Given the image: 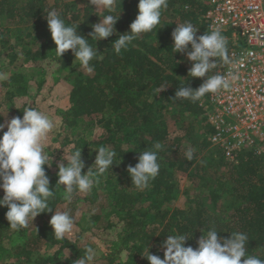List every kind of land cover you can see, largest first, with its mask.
I'll return each mask as SVG.
<instances>
[{
    "label": "trees",
    "instance_id": "16d2710c",
    "mask_svg": "<svg viewBox=\"0 0 264 264\" xmlns=\"http://www.w3.org/2000/svg\"><path fill=\"white\" fill-rule=\"evenodd\" d=\"M80 1L84 5L76 10V4L66 0H0V22H3L0 25V67L9 71L1 82L5 98L0 107L29 96L31 83L34 90L40 92L47 83L41 67L45 63L56 66L55 84L63 82L70 88L68 107L59 114L64 128L61 144L58 148H44L51 156V166H44L50 190L55 188L57 165L66 164L62 158L78 149L85 162L82 173L93 164L99 147L115 150L116 163L120 159L119 164H113L110 171L99 178V184L89 194L80 198L74 192L71 203L64 199V186L61 185V189L57 186L50 207L55 212L65 204L73 213L77 203L83 201L89 213L82 232L92 226L96 229L98 223L105 224L101 228L104 233L116 230L113 253L90 262L94 264H136L145 251L144 242L150 254L162 259L161 243L167 235L177 233L189 235L185 246L195 249L199 237L212 228L224 238L233 232L247 233V254L264 259V153L248 150L227 160L220 148L212 146L209 140L214 132L207 122L209 94L197 102L172 99L184 80V86L195 90L205 78L188 76L191 62L183 54L172 52L171 32L176 24L185 21H191L198 28L197 35L210 30L201 18L206 7L196 0H168V7L161 16L162 26L142 34L117 55L111 49L112 42L129 31V25L138 14V0H122L114 25L116 34L96 42L102 59H94L91 62L94 71L87 73L74 61L70 50L61 57L56 56L45 19L46 12L55 9L67 25L80 23L77 34L90 39L91 25L99 22L102 10H95L88 5V0ZM118 13L119 5L114 14ZM19 28L26 30L21 33ZM222 34L228 38L230 50L233 47L231 31H222ZM24 40L40 45L32 51L27 47L28 42L23 46ZM89 43L95 47L94 40L90 39ZM19 58L22 62L16 65ZM226 64L219 60L213 71L217 72ZM29 69H35L36 73L31 74ZM31 105L21 106L17 116L22 117L27 107L36 108L33 102ZM167 119L173 120V133L169 131ZM93 131L99 132L89 137ZM155 142L164 145L159 153V174L149 188L137 189L131 185L126 169L134 166L140 152L151 148ZM189 146L195 149L192 161L184 158ZM211 146L215 154L202 157ZM175 173L188 175L194 189L193 194L185 192L188 204L185 209L172 207ZM102 210L106 212L100 213ZM6 211V207L0 208V264H76L75 260L84 255V249L93 247L92 244L80 246L79 239L74 242L67 238L55 240L48 225L52 213L47 212L34 218L32 244L36 248L41 242L50 250L43 255L36 254L34 248H28L26 242L30 239L22 241L29 226L14 232L8 228ZM111 217L116 219V224ZM138 264H148V261L142 257Z\"/></svg>",
    "mask_w": 264,
    "mask_h": 264
},
{
    "label": "clouds",
    "instance_id": "9594fccd",
    "mask_svg": "<svg viewBox=\"0 0 264 264\" xmlns=\"http://www.w3.org/2000/svg\"><path fill=\"white\" fill-rule=\"evenodd\" d=\"M122 0H88V5L95 10L102 9L98 23L91 25L90 39L95 41V47L89 43L90 39L77 34L80 23L71 26L55 10L46 12L47 28L52 42L55 44V54L61 57L66 51H71L74 61H78L87 73L94 71L91 62L102 59L98 53L96 42L107 39L116 34L114 25L120 14ZM119 5L118 15L117 6ZM168 7V0H138V14L129 25V31L118 35L112 42L111 49L119 55L127 50L132 42L142 34L151 33L161 25L162 12ZM198 28L191 21L176 24L171 32L172 52L181 53L191 62L188 76L205 78L195 90L183 84L177 87L173 100H188L197 102L206 94H215L230 87V79H236L231 73L228 76L213 70L217 68L219 60L229 61L228 38L222 34L220 28L207 30L197 35ZM209 73H212L209 75ZM6 74H0V80L6 79ZM164 88V87H163ZM162 88V89H163ZM160 89V90H162ZM57 127V123L45 112L27 107L23 116H14L6 123H0V208L6 207L5 219L8 228L14 232L27 228L40 213L51 212L49 224L54 239L61 241L73 234L75 220L70 210L53 211L50 201L55 198L56 188L63 185L64 199L71 203L74 192L87 193L99 184L100 177L110 171L116 163V152L109 147H99L93 164L86 172L85 162L81 159V149L62 158L67 163L57 165V180L55 188L50 190V179L46 174L45 165L51 166V156L45 153L44 145L49 134ZM164 150L160 142L152 144L140 152L138 162L126 169L131 178V185L143 190L150 186L160 171L159 153ZM195 149L187 147L184 158L192 161ZM64 155V154H63ZM50 161V163H49ZM186 234H171L161 243L163 258L150 254L149 248L143 243V258L148 264H264V259L255 255H248L246 250L249 237L244 232H233L228 238L218 236V231L209 229L197 240V247L185 246ZM96 250L87 246L84 255L76 264H90L96 258ZM127 258V254H125ZM243 258V259H242Z\"/></svg>",
    "mask_w": 264,
    "mask_h": 264
},
{
    "label": "built area",
    "instance_id": "2783aa9c",
    "mask_svg": "<svg viewBox=\"0 0 264 264\" xmlns=\"http://www.w3.org/2000/svg\"><path fill=\"white\" fill-rule=\"evenodd\" d=\"M209 29L231 31L229 61L217 72L230 87L209 94V140L227 160L238 152L264 153V0H196ZM187 8V7H185Z\"/></svg>",
    "mask_w": 264,
    "mask_h": 264
},
{
    "label": "rangeland",
    "instance_id": "374dc122",
    "mask_svg": "<svg viewBox=\"0 0 264 264\" xmlns=\"http://www.w3.org/2000/svg\"><path fill=\"white\" fill-rule=\"evenodd\" d=\"M69 4H76V10L82 9L84 2L80 0H66ZM102 10V9H99ZM0 25H3V22H0ZM21 33H24L26 29L24 28H19ZM28 42V44H27ZM23 46L24 44H27L28 48L30 50L35 51L39 47V42H32L30 40H24L23 41ZM52 50L53 48L50 47ZM22 58H19L15 62V64H19L22 62ZM55 65H47L42 64L41 67L44 70V74L46 75L47 78V83L44 85V87L41 89L40 92H36L34 89L33 84L31 83V89H30V94L27 97L24 98H19L15 104L13 103H3L0 107V123H6L9 121L12 117L17 116L19 114V108L25 104L31 105V102L36 106V109L45 112L48 114L54 122L57 123V127L53 129V131L49 134L48 139L44 145V148H58L61 144V140L63 139L64 136V128L61 125V120L59 118V114L63 111H65L68 107V94H69V86L66 85L63 82H60L58 84H55L54 78L58 75L57 69L54 67ZM12 69V68H11ZM36 69V68H35ZM29 69L31 74H35L36 71ZM9 71H5L4 67H0V74H8ZM4 80V79H3ZM3 80H0V103L4 100V90L2 88L1 82ZM32 106V105H31ZM167 126L169 128V131L171 133L174 132L175 126L173 125V120H168L167 119ZM7 129H3L0 131V135L3 133V131H6ZM99 131H93L90 133V136H96ZM66 134V133H65ZM213 147L207 148L201 156H205L209 158L212 154H215V150L212 149ZM174 184H175V190L173 193V205L172 207H177L179 209H185L188 204H187V197L185 196V192H189L191 194L194 193V189H192V184L190 182V178L188 175H181L179 173H175L174 179L172 178ZM120 191V190H119ZM134 191V190H133ZM87 193H80L77 192L76 194L80 195V198L84 197L85 194ZM3 196V191L0 190V198ZM103 201V200H101ZM102 204V203H100ZM104 204V203H103ZM88 205L84 203L83 201H80L77 203V208L76 210L71 213L74 217L75 220V227L73 234L70 236H67L66 238L69 239L71 242H74L75 240L79 239L78 244L82 247L85 245H90L92 244L93 248L96 250V260L98 257H103L108 254L113 253L114 251V244L115 242V233L116 230H107L106 233H104L101 228L105 226L103 223H98V229H94V227L87 229L86 231L82 232V227H84V223L86 222L85 217L88 216L89 211ZM61 210H67V205H61L57 208L56 211H61ZM97 211V210H96ZM98 212V211H97ZM100 213H105L106 211L102 210L99 211ZM115 224H116V219L114 217L110 218ZM35 225V221L33 220L32 224H29V229L27 231V235L25 239H22V241H26L27 239H30V242L28 243V248L33 249L36 254H46L47 250H50V248H47L48 246L45 244H42L41 242L38 243V246L35 248L32 244L34 241L35 234L33 232V227ZM48 225L50 226L49 222ZM51 227V226H50ZM122 258L124 260V255H122ZM142 256L138 258L136 264H138L141 260ZM145 259V258H144ZM94 264V263H90Z\"/></svg>",
    "mask_w": 264,
    "mask_h": 264
}]
</instances>
